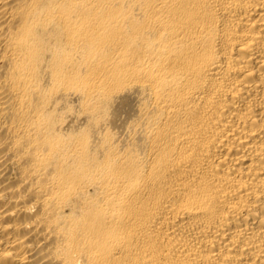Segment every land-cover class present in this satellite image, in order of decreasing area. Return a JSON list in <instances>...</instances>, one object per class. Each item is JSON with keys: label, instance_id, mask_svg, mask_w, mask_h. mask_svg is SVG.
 Masks as SVG:
<instances>
[{"label": "bare ground", "instance_id": "6f19581e", "mask_svg": "<svg viewBox=\"0 0 264 264\" xmlns=\"http://www.w3.org/2000/svg\"><path fill=\"white\" fill-rule=\"evenodd\" d=\"M0 264H264V0H0Z\"/></svg>", "mask_w": 264, "mask_h": 264}]
</instances>
